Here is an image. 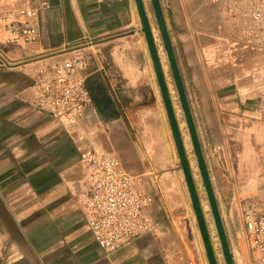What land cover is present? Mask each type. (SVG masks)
Here are the masks:
<instances>
[{"label": "crops", "instance_id": "crops-1", "mask_svg": "<svg viewBox=\"0 0 264 264\" xmlns=\"http://www.w3.org/2000/svg\"><path fill=\"white\" fill-rule=\"evenodd\" d=\"M259 1L264 3L178 0L166 21L235 264H257L264 257L247 250L244 220L250 208L264 213V20L253 26L249 18ZM48 2L39 19V39L26 43L19 39L26 18L18 10L33 0H0V264H167L166 254L179 245L167 228L106 252L96 243L78 198L89 172L83 153L100 147L141 179L154 198V222L164 202L184 205L185 175L175 139L168 136L169 129L174 138L170 122L167 130L163 123L169 118L151 55L150 64L145 59L138 65L122 54L125 29L142 47L135 1ZM233 2L244 21L229 13ZM88 39L96 45L87 49V80L104 85L118 114L102 116L92 100L71 126L35 108L32 78L40 61L62 59ZM161 66L176 115L173 68L170 60L169 67ZM149 100L160 130L145 110ZM124 102L145 108L138 114L140 130L135 131V114L126 112Z\"/></svg>", "mask_w": 264, "mask_h": 264}, {"label": "built area", "instance_id": "built-area-1", "mask_svg": "<svg viewBox=\"0 0 264 264\" xmlns=\"http://www.w3.org/2000/svg\"><path fill=\"white\" fill-rule=\"evenodd\" d=\"M50 7L48 0H33L30 6L19 8L26 20L20 25V40L36 42L40 37L39 19ZM238 2L228 11L235 20H245L238 10ZM251 25L264 20V3L259 1L249 14ZM96 45L88 39L72 46L66 55L52 63L40 61L33 73L34 106L41 113L68 125L77 124L92 104L87 88L91 60L87 52ZM89 169L85 190L78 196L84 207L86 220L98 246L114 252L124 243L148 232H155L151 216L153 196L133 177L120 159L108 156L100 147H90L83 153ZM248 241L255 251L264 252V213L250 208L244 213ZM167 264H199L184 248L169 251Z\"/></svg>", "mask_w": 264, "mask_h": 264}, {"label": "rangeland", "instance_id": "rangeland-1", "mask_svg": "<svg viewBox=\"0 0 264 264\" xmlns=\"http://www.w3.org/2000/svg\"><path fill=\"white\" fill-rule=\"evenodd\" d=\"M143 1H144L147 15L150 21L151 29H152V32L155 38V43H156V47L159 53L161 63H163L166 67H169L168 66L169 65L168 55H167L165 45L162 39L160 28L158 26L152 0H143ZM177 1L178 0H160L163 6V12H164L166 21L167 20L170 21L171 8L175 6V3ZM134 4L136 5L135 2ZM135 14L137 18V16H139L137 6H136ZM138 18H139L138 19L139 21H137L136 26L140 32V38L142 40V47H141V43H139L138 41L139 39H137V37H134L132 34H129L130 33L129 29H125L124 30V43L122 44V47H121L122 54L124 55L123 58L126 61L130 60L132 64H138V65H144L145 59H147L148 64H150V59L148 57L149 55L148 46L146 44L145 34L142 31V23L140 20V16ZM169 25H170V22H169ZM145 54H146V57H145ZM175 92L176 90L173 92V96H174V106L176 110L177 121H178L180 130H181V133H182L183 142H184L185 149L188 155V160H189V163L192 169V174L195 180L196 188L199 194L200 203H201L203 213L205 216V220L207 223V227L210 233L213 249L216 255V259H217V264H226L224 255L222 252V247L220 244L219 236H218V231L215 225L214 217L211 211V207L208 201L206 190L204 188V184H203L202 177L200 174L198 161H197L196 154L194 152L193 143H192V139H191V136L188 130L187 122H186L183 109L179 101V97ZM149 102L150 100L148 101V104L146 103L147 107L149 105V108H146V109L143 108L142 105H140L142 103L138 104L135 102H129V103L124 102L126 112L127 111L129 112V109H130V111L133 114H135V117H134L135 122H133L135 131L140 130L142 128V125L140 123L141 119L139 118L138 114L143 112L144 109L150 111L153 114V121L155 122L158 130L162 129V122L159 119L157 111L155 108H153V105L149 104ZM163 123L167 130V126L169 124L168 119L164 118ZM168 136L170 137V139L172 138V140L174 141V138L169 133V129H168ZM180 169L182 171L181 164H180ZM181 180H182V188L184 190V201H183L184 205L177 206L171 201L168 202V204L164 202L163 205H161L162 207L157 214V219L155 220V226L156 228L157 227L167 228L173 234V237L179 240L178 247L184 248L186 252L193 255V257L196 258L199 264H209L207 253H206L204 243H203V239H202L200 229L198 226L197 218L194 212V208H193L190 195L188 192V188L186 186L185 178L183 175H182ZM247 250H249L250 255L252 254L253 251L256 253H260L262 255L264 254V252L255 251L252 248L249 241H248ZM257 264H264V257L260 259Z\"/></svg>", "mask_w": 264, "mask_h": 264}, {"label": "water", "instance_id": "water-1", "mask_svg": "<svg viewBox=\"0 0 264 264\" xmlns=\"http://www.w3.org/2000/svg\"><path fill=\"white\" fill-rule=\"evenodd\" d=\"M135 3H136L138 13L140 16V20L142 23V31L145 34L149 53L151 55L153 65L155 68V72L158 78V82H159V85L162 91L164 103H165L167 113H168L169 122L171 125V129L173 132V136H174L177 150L179 153V157L181 160V165H182V169L185 175V180H186V184L188 187L190 199H191L194 212L197 218L198 226H199L200 233L203 239L208 261H209V264H217V259H216V255L213 249L210 233H209L207 223L205 220V216L203 213V209L200 203L197 188L195 185V180H194L191 166H190L188 156L185 150L180 128H179V125L176 119L170 93H169V90H168V87L165 81V77L163 74L158 50H157L156 43H155V38H154L152 29H151V25H150V21L147 15L145 4L143 0H135ZM152 4H153L154 12L157 18L158 26L160 28V32L162 35V39L165 45V49L169 57V60L171 62V66L173 68L174 78L176 81L181 105H182V108H183V111L186 117V122H187L188 130H189V133L192 139L194 152L197 157L200 174L203 180L204 188L206 190L208 201H209L211 211L214 217L215 225L218 231V236H219L220 244L222 247L224 259H225L226 264H235L231 250H230V246H229V243L226 237V233L224 231L218 204H217V201H216L213 189H212V184H211L208 171L206 168V164L203 158V154H202L199 139H198V136L195 130L194 122L192 120L191 112L188 106V102H187V98H186V94L184 90V85H183V82H182V79H181V76L178 70L177 62L175 60L173 45H172L171 38H170L168 29H167V24H166V19L164 16L163 8H162L160 0H152Z\"/></svg>", "mask_w": 264, "mask_h": 264}, {"label": "trees", "instance_id": "trees-1", "mask_svg": "<svg viewBox=\"0 0 264 264\" xmlns=\"http://www.w3.org/2000/svg\"><path fill=\"white\" fill-rule=\"evenodd\" d=\"M87 87L91 96V99L98 108L99 113L104 117H112L117 115V111L114 104L107 96L106 88L98 81L87 80Z\"/></svg>", "mask_w": 264, "mask_h": 264}]
</instances>
